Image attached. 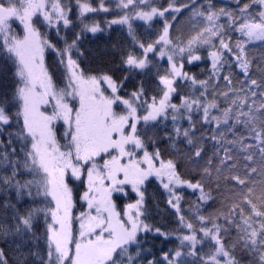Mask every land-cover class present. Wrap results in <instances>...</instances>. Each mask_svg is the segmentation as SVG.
I'll list each match as a JSON object with an SVG mask.
<instances>
[{"label":"snow or ice","instance_id":"snow-or-ice-1","mask_svg":"<svg viewBox=\"0 0 264 264\" xmlns=\"http://www.w3.org/2000/svg\"><path fill=\"white\" fill-rule=\"evenodd\" d=\"M0 264H264V0H0Z\"/></svg>","mask_w":264,"mask_h":264},{"label":"trees","instance_id":"trees-1","mask_svg":"<svg viewBox=\"0 0 264 264\" xmlns=\"http://www.w3.org/2000/svg\"><path fill=\"white\" fill-rule=\"evenodd\" d=\"M218 5H226L228 0H214ZM111 18V14H99L96 19L103 25V17ZM135 24H142L140 21L134 22ZM18 31H22L18 29ZM41 31L45 33L46 37L57 45V47H63L64 42L56 34L55 30H48L46 27L41 26ZM76 31H79L77 28ZM143 29L139 28L138 32H142ZM71 38V31L68 30L66 33ZM65 35V33H61ZM127 36L125 30L122 26L114 25L112 29L102 35L98 34L97 36H92L91 34H86L85 38L81 40V50L84 51V57L81 58V66L85 68L86 71H91L93 73L100 71L101 69H107L111 67L109 61L115 62L118 59L117 53L113 50L112 45L118 42H126ZM203 54V50H202ZM46 63L50 68L54 65L55 62V53L51 50L46 52ZM197 64L199 66H197ZM197 64L186 66L190 68L193 72L201 74V69H204L205 72L207 68L210 67V61L197 62ZM233 71L239 75V69L233 68ZM55 78V77H54ZM59 83V80H57ZM149 192L155 194L156 200L150 201V207L152 211L151 222L157 226L164 228H171L174 226V217L171 215V211L167 208V205L164 203V193L162 189H159L158 185L151 183L149 187ZM118 204L122 202L118 201ZM159 206L156 207L155 205ZM157 248H167L171 247V244H163L159 239L156 241ZM10 249H6V253Z\"/></svg>","mask_w":264,"mask_h":264}]
</instances>
